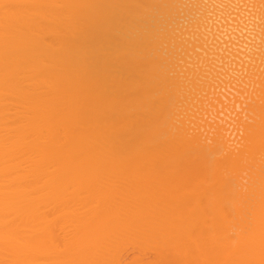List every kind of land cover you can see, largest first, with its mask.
<instances>
[{
	"label": "bare ground",
	"instance_id": "obj_1",
	"mask_svg": "<svg viewBox=\"0 0 264 264\" xmlns=\"http://www.w3.org/2000/svg\"><path fill=\"white\" fill-rule=\"evenodd\" d=\"M262 189L264 0H0V264H264Z\"/></svg>",
	"mask_w": 264,
	"mask_h": 264
},
{
	"label": "rangeland",
	"instance_id": "obj_2",
	"mask_svg": "<svg viewBox=\"0 0 264 264\" xmlns=\"http://www.w3.org/2000/svg\"><path fill=\"white\" fill-rule=\"evenodd\" d=\"M255 168V171L257 170V169H259V167L257 166V167H254ZM255 173V172H254ZM257 174V172L254 174V176ZM255 180L256 181H254V183L256 182V184L253 186L254 188H255V190L257 191V179L255 178ZM254 190V191H255ZM259 193H260V195H259ZM258 196H257V195ZM251 225H253V226H255V225H257V224H264V189H262L260 192H256L255 193V195H254V197L251 199ZM240 213V214H239ZM236 214V215H235ZM238 214V215H237ZM242 214H247V215H250V212H248V210H246V209H241L239 212H238V210L237 211H235V210H233V209H223V210H219L217 213H216V215L213 217L214 219H217V220H220V219H223L224 221H226V220H229V219H231V217H233V215H234V218H237L238 217V219L240 220L242 217H241V215ZM240 216V217H239ZM207 219L209 220V218H208V214H207ZM233 219V218H232ZM242 220V219H241ZM208 222V221H207ZM243 222H245V221H243ZM211 234V233H210ZM209 234V235H210ZM208 235V234H207ZM206 235V236H207ZM211 235H213V233L211 234ZM210 235V236H211ZM219 237H221L220 235H218ZM217 236V237H218ZM208 238V237H207ZM212 238V237H211ZM215 238V237H214ZM216 239V238H215ZM214 240V239H213ZM226 240V239H225ZM209 241H211V239L209 240ZM219 241V240H218ZM222 241L220 240L219 241V245H218V247L219 248H221L222 246H221V243ZM224 242V241H223ZM210 243V242H209ZM209 243H207V244H209ZM212 243V242H211ZM214 244V243H213ZM206 245V244H205ZM209 246H212V245H209ZM214 246L216 247V244H214ZM214 248V247H213ZM222 251H224V249L222 250ZM227 250H226V248H225V252H226ZM228 253H231L232 255H227ZM225 253V255L226 256H228V258H226L225 257V255L223 254V255H220V256H223L222 258L221 257H219V254H217L218 255V257H219V259L216 257L215 259H214V257H212L213 259H214V261H213V264H214V262H215V264H225V262H226V264H232V263H230V261H232L233 262V258H232V256H233V253L232 252H226ZM210 254V253H209ZM212 256H214V255H212ZM235 256V255H234ZM232 258V259H231ZM218 259V260H217ZM223 259V260H222ZM225 259V260H224ZM231 259V260H230ZM230 260V261H229ZM223 261H225V262H223ZM221 262V263H220ZM208 264V263H207ZM209 264H210V262H209ZM236 264V263H235Z\"/></svg>",
	"mask_w": 264,
	"mask_h": 264
}]
</instances>
